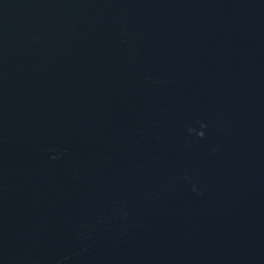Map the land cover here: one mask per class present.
<instances>
[{"label":"water","instance_id":"95a60500","mask_svg":"<svg viewBox=\"0 0 264 264\" xmlns=\"http://www.w3.org/2000/svg\"><path fill=\"white\" fill-rule=\"evenodd\" d=\"M0 264H264V0H0Z\"/></svg>","mask_w":264,"mask_h":264}]
</instances>
